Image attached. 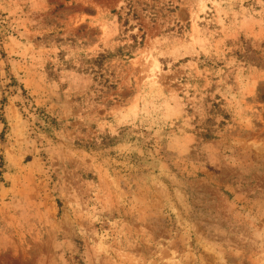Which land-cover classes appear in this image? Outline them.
<instances>
[{"label":"rangeland","instance_id":"374dc122","mask_svg":"<svg viewBox=\"0 0 264 264\" xmlns=\"http://www.w3.org/2000/svg\"><path fill=\"white\" fill-rule=\"evenodd\" d=\"M0 264H264V0H0Z\"/></svg>","mask_w":264,"mask_h":264}]
</instances>
